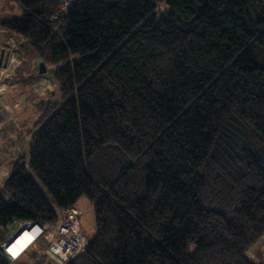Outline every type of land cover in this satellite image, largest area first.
<instances>
[{"label": "trees", "instance_id": "obj_1", "mask_svg": "<svg viewBox=\"0 0 264 264\" xmlns=\"http://www.w3.org/2000/svg\"><path fill=\"white\" fill-rule=\"evenodd\" d=\"M15 1L0 27L53 89L31 95L0 225L84 196L95 233L69 264H264L246 255L264 235V0H74L57 17L60 0Z\"/></svg>", "mask_w": 264, "mask_h": 264}, {"label": "crops", "instance_id": "obj_2", "mask_svg": "<svg viewBox=\"0 0 264 264\" xmlns=\"http://www.w3.org/2000/svg\"><path fill=\"white\" fill-rule=\"evenodd\" d=\"M23 42V39L0 27V52L2 50L3 54L8 52L6 63L0 64V85L4 88L3 92H0V120L5 119L6 122L5 126L0 124V130L7 133L6 137L11 142L23 127L32 128L36 120V103L39 98H33L31 95L43 96L53 89L46 67L43 65V71H39L42 70L39 63H43L35 59L27 47L21 48ZM28 78H31L30 84ZM24 84L26 87L23 89ZM19 89L22 90L19 92ZM255 245L257 246L255 255L264 251L263 241L259 240Z\"/></svg>", "mask_w": 264, "mask_h": 264}, {"label": "built area", "instance_id": "obj_3", "mask_svg": "<svg viewBox=\"0 0 264 264\" xmlns=\"http://www.w3.org/2000/svg\"><path fill=\"white\" fill-rule=\"evenodd\" d=\"M73 1L60 0L58 8L54 11V16L63 15ZM3 90L4 88L0 85V92ZM79 216V210L71 206L58 212V221L46 222L42 226L28 220L17 221L18 232L0 242V262L2 264H15L47 229L50 232V240L43 250V259L37 264H69L86 249L88 244V238L79 225ZM24 232L31 233L30 239L24 244V247L22 246L18 251L10 250V246ZM11 239L13 240L8 243Z\"/></svg>", "mask_w": 264, "mask_h": 264}, {"label": "rangeland", "instance_id": "obj_4", "mask_svg": "<svg viewBox=\"0 0 264 264\" xmlns=\"http://www.w3.org/2000/svg\"><path fill=\"white\" fill-rule=\"evenodd\" d=\"M20 14V8L17 5L15 0H0V21L2 19H8L11 17H17ZM30 50V49H29ZM3 92V91H2ZM32 106V105H31ZM0 124L5 126V119L0 120ZM1 128V125H0ZM9 131V130H8ZM34 129H25L23 127L20 130L18 136H14V141L11 142L8 140L7 133L0 130V183L7 177L8 171L6 170V165L9 164L17 155H28V141L33 133ZM26 162H28V157L26 156ZM37 186L48 200L49 204L52 205L50 197L44 187L35 180ZM75 207L80 212L79 220L82 232L89 237H92L95 233V225H94V212L90 202L86 199V197L81 196L76 202ZM18 232L17 221H12L8 223L5 227L0 225V242L8 239L10 235H15ZM88 237V238H89ZM261 239V240H260ZM260 242H264V235L260 238ZM37 242V241H36ZM35 242V243H36ZM30 248L25 252L26 254L29 252ZM257 250V246L254 245L247 253V257L251 259H255V253ZM23 260H28L27 257L21 256L17 261V264H21ZM16 261V262H17Z\"/></svg>", "mask_w": 264, "mask_h": 264}, {"label": "bare ground", "instance_id": "obj_5", "mask_svg": "<svg viewBox=\"0 0 264 264\" xmlns=\"http://www.w3.org/2000/svg\"><path fill=\"white\" fill-rule=\"evenodd\" d=\"M31 233L24 232L17 240L10 246V250L18 251L30 239Z\"/></svg>", "mask_w": 264, "mask_h": 264}, {"label": "water", "instance_id": "obj_6", "mask_svg": "<svg viewBox=\"0 0 264 264\" xmlns=\"http://www.w3.org/2000/svg\"><path fill=\"white\" fill-rule=\"evenodd\" d=\"M3 55H4V57H3ZM2 57H3V60H2ZM7 57H8V52H5L4 54H3V50L0 52V64L2 63V64H5L6 63V61H7ZM39 66L40 67H42L41 69L42 70H39L40 72H42L43 71V64H41V63H39ZM14 238H15V236H14ZM13 238V239H14ZM13 239H11L8 243H10Z\"/></svg>", "mask_w": 264, "mask_h": 264}]
</instances>
